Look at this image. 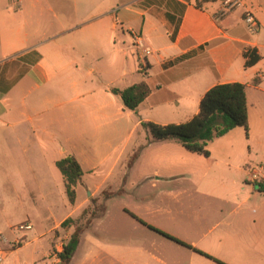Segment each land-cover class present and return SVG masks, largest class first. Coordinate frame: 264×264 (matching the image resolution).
<instances>
[{"label": "crops", "instance_id": "obj_1", "mask_svg": "<svg viewBox=\"0 0 264 264\" xmlns=\"http://www.w3.org/2000/svg\"><path fill=\"white\" fill-rule=\"evenodd\" d=\"M224 1L0 0V123L6 128L0 144L16 165L11 177L25 165L37 176L54 174L50 165L71 155L82 176L94 175L110 157L107 174L121 167L144 180H171L193 176L202 157L211 159L208 191L223 204L214 213L226 210L225 236L258 252L264 168L256 181L249 174L256 170L251 165L264 163V0H234L230 8ZM246 13L257 22L255 33ZM136 37L149 54L137 48ZM247 50L259 57L251 66H245ZM142 81L149 94L134 110L124 109L111 89ZM230 82L246 84L248 129L209 142L208 156L175 140H151L140 125L185 122L209 88ZM124 134L119 149L105 143ZM49 182L34 185L43 191ZM208 255V264H228Z\"/></svg>", "mask_w": 264, "mask_h": 264}, {"label": "rangeland", "instance_id": "obj_2", "mask_svg": "<svg viewBox=\"0 0 264 264\" xmlns=\"http://www.w3.org/2000/svg\"><path fill=\"white\" fill-rule=\"evenodd\" d=\"M5 130L0 123V135ZM127 136L109 137L105 143L119 149ZM8 152L0 144V264H57L56 252L74 225L84 230L69 264H208V254L228 264H264V245L257 252L225 236L226 210L222 206L221 214L214 213V206L223 204L208 191L215 167L211 159L202 157L193 176L144 180L137 171L125 173L121 167L107 174L109 157L94 175L81 176L71 205L56 167L50 165L54 174L37 176L25 165L13 178L16 165ZM251 166L259 173L264 163ZM43 179L50 185L37 191L34 181ZM97 185L102 189L93 190ZM68 217L73 226L62 228ZM217 222L221 224L215 226ZM25 224L31 229L14 230ZM258 231L257 238L264 239L262 224ZM23 233L28 237L18 239ZM33 234L40 239H32Z\"/></svg>", "mask_w": 264, "mask_h": 264}, {"label": "trees", "instance_id": "obj_3", "mask_svg": "<svg viewBox=\"0 0 264 264\" xmlns=\"http://www.w3.org/2000/svg\"><path fill=\"white\" fill-rule=\"evenodd\" d=\"M245 66L255 64L259 57L254 51L244 53ZM246 84L230 82L216 84L209 88L199 102L198 112L189 120L179 124L160 125L141 122V127L149 133L151 140H175L186 150L208 156L207 145L236 127L247 132ZM111 92L121 99L124 109L134 110L142 103L150 90L142 81L124 89L112 88ZM136 154L134 155V157ZM59 170L65 196L69 204L76 200V187L82 176V169L74 156L68 155L55 163ZM70 217L61 222V227L73 226ZM84 228L74 225L69 239L56 252L57 264H69L80 243ZM207 256V255H206Z\"/></svg>", "mask_w": 264, "mask_h": 264}, {"label": "built area", "instance_id": "obj_4", "mask_svg": "<svg viewBox=\"0 0 264 264\" xmlns=\"http://www.w3.org/2000/svg\"><path fill=\"white\" fill-rule=\"evenodd\" d=\"M235 4H236V2L234 0H225L224 1V5L225 6L227 5L226 8H230V7H232ZM224 10L225 9L221 10L220 16L222 14H224ZM243 20H244L249 32L250 33H255V31L257 29V27H256L257 26V22H256L254 16L252 14H250V13H246L244 15V17H243ZM136 46H137V48H139L141 50L142 53H144V54H149L150 53V50L147 47L143 46L140 38H138V37H136ZM249 175H250V179L252 181H256V180H258L260 178L259 177V173L256 170H253V169L250 171ZM29 229H31V226L29 224L20 225V226L14 228L15 231H17V230H29ZM0 236H1V234H0ZM1 259H2V252L0 251V261H1Z\"/></svg>", "mask_w": 264, "mask_h": 264}]
</instances>
